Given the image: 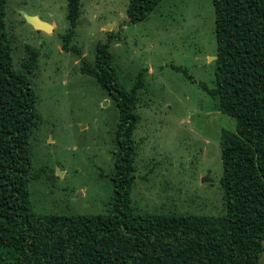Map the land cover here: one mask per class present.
Masks as SVG:
<instances>
[{"label": "rangeland", "instance_id": "obj_1", "mask_svg": "<svg viewBox=\"0 0 264 264\" xmlns=\"http://www.w3.org/2000/svg\"><path fill=\"white\" fill-rule=\"evenodd\" d=\"M68 2L6 1L13 63L23 67L36 94L28 183L34 211L101 214L112 204L119 110L82 71L95 60L97 44L108 42L119 83L129 90L139 74L144 83L137 90L134 211L224 213L221 132L234 130L236 120L201 86L214 87L218 71L214 1L161 0L147 18L130 22V0H79L65 49ZM30 16L51 28H36Z\"/></svg>", "mask_w": 264, "mask_h": 264}, {"label": "trees", "instance_id": "obj_2", "mask_svg": "<svg viewBox=\"0 0 264 264\" xmlns=\"http://www.w3.org/2000/svg\"><path fill=\"white\" fill-rule=\"evenodd\" d=\"M6 1L0 0V264H259L264 252V0H213L218 71L214 87L201 86L236 120L234 130L221 132L225 212L219 215L134 211L137 90L144 83L142 74L129 90L119 83L108 42L97 44L95 60L85 62L82 71L119 110L112 204L101 214L34 211L28 183L36 94L23 67L13 63ZM160 1L130 0L129 21L147 18ZM78 16L79 0H69L65 49Z\"/></svg>", "mask_w": 264, "mask_h": 264}, {"label": "water", "instance_id": "obj_3", "mask_svg": "<svg viewBox=\"0 0 264 264\" xmlns=\"http://www.w3.org/2000/svg\"><path fill=\"white\" fill-rule=\"evenodd\" d=\"M29 20L36 28L50 29L51 27V24L41 20L38 16H30ZM203 180H211V179L209 176H204Z\"/></svg>", "mask_w": 264, "mask_h": 264}, {"label": "bare ground", "instance_id": "obj_4", "mask_svg": "<svg viewBox=\"0 0 264 264\" xmlns=\"http://www.w3.org/2000/svg\"><path fill=\"white\" fill-rule=\"evenodd\" d=\"M51 28V27H50Z\"/></svg>", "mask_w": 264, "mask_h": 264}]
</instances>
